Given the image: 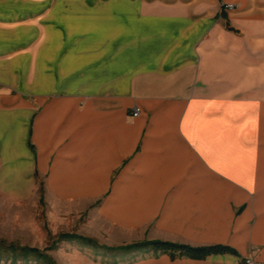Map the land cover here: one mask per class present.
Segmentation results:
<instances>
[{
    "label": "crops",
    "instance_id": "0c3cea01",
    "mask_svg": "<svg viewBox=\"0 0 264 264\" xmlns=\"http://www.w3.org/2000/svg\"><path fill=\"white\" fill-rule=\"evenodd\" d=\"M45 1L0 0V186L236 252L133 264H264V0H102L81 54Z\"/></svg>",
    "mask_w": 264,
    "mask_h": 264
},
{
    "label": "rangeland",
    "instance_id": "374dc122",
    "mask_svg": "<svg viewBox=\"0 0 264 264\" xmlns=\"http://www.w3.org/2000/svg\"><path fill=\"white\" fill-rule=\"evenodd\" d=\"M101 1H45V4L51 3L60 9L61 27H65L68 19L64 8H75L77 21L74 39L77 54L85 50V10L88 6H101ZM61 36L62 41L67 40L68 34L65 35L62 29ZM245 130L248 134V127ZM43 183V177H38V186H29V190L25 192L16 190V186H0V242L17 247H33L39 252V255L27 253V257L17 259L13 264H133L140 257L150 254L151 251L145 248L106 249L148 240L147 227L135 230L121 228L98 213L100 200L88 205L61 200L52 195ZM70 234L90 238L94 245L62 237ZM0 264L11 262L2 257Z\"/></svg>",
    "mask_w": 264,
    "mask_h": 264
},
{
    "label": "trees",
    "instance_id": "16d2710c",
    "mask_svg": "<svg viewBox=\"0 0 264 264\" xmlns=\"http://www.w3.org/2000/svg\"><path fill=\"white\" fill-rule=\"evenodd\" d=\"M64 239H77L88 244H92L93 241L90 238H85L80 235L70 234L63 235ZM94 245V244H92ZM147 249L152 253H167L171 258L175 256H186L194 259H202L210 254H219V253H231L236 254L235 250L227 245L222 244H208V245H199L192 246L188 244H178L172 243L163 240H144L139 242H134L125 246L118 247H106L108 250H138V249ZM27 253H33L39 255V252L36 248H27V247H17L14 245H4L0 242V261L2 257L5 260H10L11 264L15 263L17 259H24L27 257Z\"/></svg>",
    "mask_w": 264,
    "mask_h": 264
},
{
    "label": "built area",
    "instance_id": "2783aa9c",
    "mask_svg": "<svg viewBox=\"0 0 264 264\" xmlns=\"http://www.w3.org/2000/svg\"><path fill=\"white\" fill-rule=\"evenodd\" d=\"M224 8H225V9H232L233 6H232V4H226V5L224 6ZM138 114H139V108L136 107V106L132 107V110H131V114H130V115H131L132 117H136V116H138ZM242 264H257V262L253 259L252 256H249V257H246V258L243 260Z\"/></svg>",
    "mask_w": 264,
    "mask_h": 264
}]
</instances>
